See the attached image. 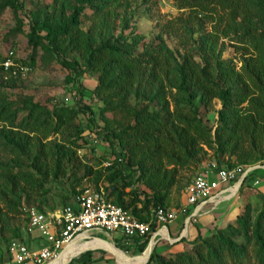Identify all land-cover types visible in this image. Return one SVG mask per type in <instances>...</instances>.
<instances>
[{"label": "rangeland", "instance_id": "1", "mask_svg": "<svg viewBox=\"0 0 264 264\" xmlns=\"http://www.w3.org/2000/svg\"><path fill=\"white\" fill-rule=\"evenodd\" d=\"M6 1L0 0V4ZM17 1L22 6L18 17L10 9L0 14V56L4 57L13 50L20 61L17 76L4 80L2 84L0 81V94L12 103L11 110L23 117L29 112L30 102L49 108L76 109L83 105L96 113L99 126L109 121L112 128L116 127V117L108 112L101 115L100 111L105 108V100L119 105L122 98L117 89H97L99 84L96 75L87 66L86 52L72 50L69 38L57 39L51 44L45 42L48 50H35L30 44L33 28L40 36H47L49 29L55 30L70 22L78 8L82 10L78 25L90 39L91 50H97L106 43L121 48L131 58L149 62V67L141 70L132 93L124 99L132 108H145L148 110L146 115H156L168 124L171 131L180 126L178 112L181 111L178 110L190 106L191 99L215 137L220 126L219 112L223 109L222 102L217 99L207 107L200 102V97L193 95V91H189L187 96L179 93L177 78L180 67L205 69L211 80L224 89L230 88L232 94H238L243 87L236 82H220V64L224 63L230 73L245 75L247 61L264 57L261 55L264 54V11L260 9L264 8V0H255L254 5L251 1L248 3L252 14L241 11L236 15L215 5L208 13L193 9V0ZM32 59L34 66L31 65ZM62 60L77 64L85 73L80 78L76 77L61 66ZM155 64L160 76L158 82L150 77ZM168 70L170 74L166 75ZM160 87V95L156 97ZM77 132L88 141L83 145L82 141H77L82 149L71 147L68 141ZM247 147L245 145L244 149ZM214 148L205 149L199 165L192 164L180 172L179 183L170 193L166 210L178 213V219L170 225V229L175 236L174 230L179 225L177 231L180 233L171 241L162 240L156 244L154 250L163 257L170 258L190 251L194 244L220 234H236L238 219L248 205L253 223L264 210V171L259 170L246 179L237 198L198 217L186 227L184 220L187 216L182 214V210L186 205L188 184L206 173L214 160L220 159L224 167L243 165L236 157H216L217 148ZM260 152L264 155V146ZM37 156H40L39 160ZM70 157L74 161L70 162ZM58 165L63 169L60 173L57 172ZM111 166L115 169L111 170ZM85 167L106 175L123 170L132 181L137 179L136 173L130 172L125 163L117 160L109 144L91 132L84 117L79 118L71 131L50 134L48 138L45 133L34 131L26 124L0 123V264L6 262L9 245L18 236L33 248L41 244L40 230L31 226V213H54L70 204L81 184L77 180L82 178ZM92 181H84L83 186L93 187ZM116 184L121 187L120 180ZM126 200L128 202V198ZM185 230L183 240L174 243ZM164 232L167 234V231ZM92 238L83 239L87 241L82 249L84 252L69 264H145L148 260L128 263L108 250L97 249L106 247L120 251V243L121 251L129 257L143 255L133 241H120L117 237L104 234ZM233 240L240 245L245 244L246 253L234 263L226 260V264H264V257L258 254L255 240L247 242L242 236ZM90 258L91 262L85 263Z\"/></svg>", "mask_w": 264, "mask_h": 264}, {"label": "trees", "instance_id": "2", "mask_svg": "<svg viewBox=\"0 0 264 264\" xmlns=\"http://www.w3.org/2000/svg\"><path fill=\"white\" fill-rule=\"evenodd\" d=\"M250 1L254 5L255 0H193L191 8L208 13L215 5L224 10H230L232 15L241 11L252 14L248 4ZM21 8L17 0H7L0 4V14L10 9L18 17ZM260 9L264 11V8L260 7ZM81 13V8L75 9L70 22L64 27L49 29L50 33L47 36H40L33 28L30 44L35 50L39 48L48 50L47 45L53 41L69 38L72 50L86 52L87 66L96 75L99 84L97 89L103 91L117 89L122 98L119 105L105 100V108L100 111L101 115L107 112L112 113L116 117V127L112 128L109 121H106L104 126H99L96 113L89 106L83 105L76 109L49 108L30 102L29 112L26 117H23L20 113L13 112L12 103L0 94V123L26 124L34 131L45 133L48 138L50 134L71 131L79 118L84 117L91 132L109 144L117 160L125 163L130 172L137 174L134 182L131 176L126 175L123 170H116L106 175L85 167L82 178L77 180V183L81 182V184L77 187L73 201L63 208L75 203L79 190L87 187L83 186L84 181L93 180L94 189L99 190L103 187L110 202L130 212L140 222L150 223L153 211L158 208L166 209L170 193L179 183L180 172L192 164L199 165L205 149L214 150L216 147V157L220 158L225 155L236 157L243 164L242 166L264 164V155L260 152L264 146V57L247 61L245 75L230 73L228 68L224 67L225 64L220 62V82L225 84L229 81L236 82L238 86L243 87L238 94H232L230 88L224 89L219 83L211 80L205 69L199 70L192 67L187 69L185 65L180 67L177 78L179 93L187 96L189 91H193V95L200 97V102L207 107L217 99L222 102L223 109L219 112L220 126L215 137L204 122L198 107L192 105L191 99L190 106L178 110L181 111L178 112L180 126L177 130L171 131L168 124L158 119L156 115H146L148 110L132 108L124 99L132 93L139 81L141 70L149 67V62L131 58L130 54L123 52L121 48L106 43L97 50H91L90 39L78 25V17L82 15ZM15 61L20 63L16 56ZM31 65H35L33 59ZM61 66L78 78L85 73L73 62L62 60ZM157 66L155 64L150 74L151 79L156 82L160 80L156 71ZM2 74L1 72V84L4 83L6 77L13 78L11 75ZM169 74L170 70L166 75ZM160 92L161 87L156 97L160 95ZM68 139L71 147L76 149L83 148L77 144L78 140L82 141V145L88 144L87 139L80 132ZM245 145H248L246 149H244ZM65 156L67 157V154ZM36 159L39 160L40 156ZM69 161H74V158L70 157ZM214 161L220 168L238 167L232 165L224 167L220 159ZM79 167L82 166L79 165ZM58 170V173L63 171L61 165H58ZM119 180L121 187L116 184ZM262 201L264 207V198ZM238 226L236 234H220L214 238L202 240L199 244H194L190 251L175 254L170 258L163 257L154 250L147 264H226V260L228 263H234L242 259L246 253V245H240L233 240L236 236H242L247 242L255 240L259 247L258 254L264 257V210L253 223L251 207L246 206L245 212L238 219ZM157 230L158 226L152 224V233L144 238L123 237L119 240L133 241L138 252L143 254ZM16 239L23 238L18 236L14 240ZM121 246L119 243L118 248L122 250ZM9 260L10 256L7 254L5 261ZM89 262L91 258L85 263Z\"/></svg>", "mask_w": 264, "mask_h": 264}, {"label": "built area", "instance_id": "3", "mask_svg": "<svg viewBox=\"0 0 264 264\" xmlns=\"http://www.w3.org/2000/svg\"><path fill=\"white\" fill-rule=\"evenodd\" d=\"M18 64L14 52H10L0 59V72L5 76H17ZM259 170L264 171V164L227 169L211 163L206 173L194 178L186 188V205L182 210V214L187 216L184 220L186 227L198 217L237 198L246 179ZM176 219L178 213H168L166 209L158 208L153 211L150 223L140 222L130 212L110 202L103 187L96 190L87 186L79 190L73 205L45 215L32 212L31 226L40 230L41 244L33 248L24 239L13 240L8 248L10 260L3 264H53L81 238L96 239L95 236L100 234L119 239L144 238L152 233V224L158 226L152 236L158 235L156 243L168 241L169 237L172 240L169 227ZM164 231H167V237L162 236Z\"/></svg>", "mask_w": 264, "mask_h": 264}, {"label": "bare ground", "instance_id": "4", "mask_svg": "<svg viewBox=\"0 0 264 264\" xmlns=\"http://www.w3.org/2000/svg\"><path fill=\"white\" fill-rule=\"evenodd\" d=\"M162 236L163 237H167L166 232H162ZM81 239L78 240L79 242H75L72 245H70L62 253V255L60 256V258L56 262H54L53 264H69L74 258H76L79 255H81V253L84 252V251H82L83 247L86 246V244H87V241H83ZM109 250L114 253V250H112V249H109ZM120 251L119 252L118 251H115L116 255L119 256V257H124V254H126V253H124L123 251H121V252ZM147 258H148V254L141 255L139 257H133V258H131V257L128 256L129 263L142 262V261H145Z\"/></svg>", "mask_w": 264, "mask_h": 264}, {"label": "water", "instance_id": "5", "mask_svg": "<svg viewBox=\"0 0 264 264\" xmlns=\"http://www.w3.org/2000/svg\"><path fill=\"white\" fill-rule=\"evenodd\" d=\"M243 182H244V179L240 182V186H242ZM185 233H186V230L184 231V235L181 236V238H180L179 240L175 241L174 243H177V242H179L181 239H183V238L185 237ZM157 237H158V235H155V236L152 238V240H151V242H150V244H149V246H148L146 252L143 254V255L148 254V260H147V262H146L145 264L148 263V261H149L151 255H152V253H153V251H154V249H155V246H156V244H157V243H156V239H157ZM168 241H171V240H170V237H169Z\"/></svg>", "mask_w": 264, "mask_h": 264}, {"label": "crops", "instance_id": "6", "mask_svg": "<svg viewBox=\"0 0 264 264\" xmlns=\"http://www.w3.org/2000/svg\"><path fill=\"white\" fill-rule=\"evenodd\" d=\"M178 227H179V225H178V226L175 228V230H174V234H175V236H177V234L180 233V232L177 231ZM183 233H184V231H183L182 234H180V235L182 236ZM169 234L171 235L172 238L175 237L174 235H172L173 233H172L170 227H169ZM177 240H178V239H176L175 241H177ZM97 249H98V250H100V249L104 250V249H105V250L110 251V250L107 249L106 247H99V248H97ZM112 250H114V253H113L112 251H110L111 254L116 255L115 251H118V250H117L116 248H115V249H112ZM118 252H119V251H118ZM123 254H124V253H123ZM124 257H125V258H124ZM124 257H119V256H118V258L123 259L124 261H127V262L129 263L128 256H127L126 254H124Z\"/></svg>", "mask_w": 264, "mask_h": 264}]
</instances>
